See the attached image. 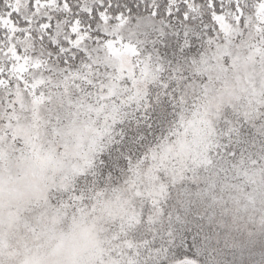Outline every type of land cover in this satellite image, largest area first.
<instances>
[{"label": "snow or ice", "instance_id": "obj_1", "mask_svg": "<svg viewBox=\"0 0 264 264\" xmlns=\"http://www.w3.org/2000/svg\"><path fill=\"white\" fill-rule=\"evenodd\" d=\"M245 129L264 139V0H0V161L54 162L11 214L22 264H166L177 184L247 219L234 250L264 246V154L216 171Z\"/></svg>", "mask_w": 264, "mask_h": 264}, {"label": "trees", "instance_id": "obj_2", "mask_svg": "<svg viewBox=\"0 0 264 264\" xmlns=\"http://www.w3.org/2000/svg\"><path fill=\"white\" fill-rule=\"evenodd\" d=\"M224 146L226 150L220 152L216 168L221 177L224 174L233 175V165L239 167L241 160L247 164L264 154V139L253 135L248 129H245V136L241 140L233 137L228 141L225 138ZM232 152H235V156L229 155ZM46 162L54 165L52 161ZM205 186L201 183L199 188ZM197 191L191 184H177L170 189L163 205V218L153 229L158 230L163 238L158 240V246L167 250L166 257L161 259H166V264H175L176 260L185 258L195 259L198 264H264V246L258 245L255 249H244L242 252L232 247L235 240L245 239L243 231L251 226L247 219L227 213L222 206L200 198ZM260 220L261 217L257 216V225ZM169 231L174 232L177 238L182 237L186 243H165Z\"/></svg>", "mask_w": 264, "mask_h": 264}, {"label": "rangeland", "instance_id": "obj_3", "mask_svg": "<svg viewBox=\"0 0 264 264\" xmlns=\"http://www.w3.org/2000/svg\"><path fill=\"white\" fill-rule=\"evenodd\" d=\"M46 161H20L5 154L0 161V252L6 256V264H22L24 248L20 240L17 218L11 215L15 208L39 190L51 167ZM59 230L67 232L62 225ZM58 241L45 240L40 248L41 254L54 248ZM96 244V235L90 229L81 231L72 242L77 253L86 254Z\"/></svg>", "mask_w": 264, "mask_h": 264}]
</instances>
